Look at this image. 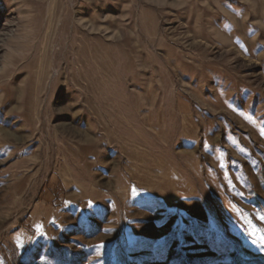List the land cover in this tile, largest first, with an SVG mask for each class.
Instances as JSON below:
<instances>
[{
    "label": "rangeland",
    "instance_id": "374dc122",
    "mask_svg": "<svg viewBox=\"0 0 264 264\" xmlns=\"http://www.w3.org/2000/svg\"><path fill=\"white\" fill-rule=\"evenodd\" d=\"M262 239L264 0H0V264H264Z\"/></svg>",
    "mask_w": 264,
    "mask_h": 264
},
{
    "label": "snow or ice",
    "instance_id": "6c2138e0",
    "mask_svg": "<svg viewBox=\"0 0 264 264\" xmlns=\"http://www.w3.org/2000/svg\"><path fill=\"white\" fill-rule=\"evenodd\" d=\"M261 243H264V239L261 240Z\"/></svg>",
    "mask_w": 264,
    "mask_h": 264
},
{
    "label": "bare ground",
    "instance_id": "6f19581e",
    "mask_svg": "<svg viewBox=\"0 0 264 264\" xmlns=\"http://www.w3.org/2000/svg\"><path fill=\"white\" fill-rule=\"evenodd\" d=\"M5 76H2L1 78H4Z\"/></svg>",
    "mask_w": 264,
    "mask_h": 264
}]
</instances>
